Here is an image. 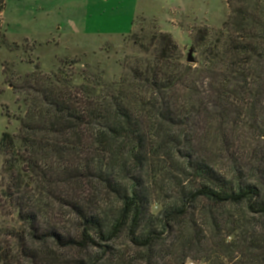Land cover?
<instances>
[{"label": "trees", "instance_id": "16d2710c", "mask_svg": "<svg viewBox=\"0 0 264 264\" xmlns=\"http://www.w3.org/2000/svg\"><path fill=\"white\" fill-rule=\"evenodd\" d=\"M228 4L197 67L142 31L118 78L67 60L9 82L0 264H264V0Z\"/></svg>", "mask_w": 264, "mask_h": 264}, {"label": "rangeland", "instance_id": "374dc122", "mask_svg": "<svg viewBox=\"0 0 264 264\" xmlns=\"http://www.w3.org/2000/svg\"><path fill=\"white\" fill-rule=\"evenodd\" d=\"M228 5V0H7L0 15L6 31L0 49V136L20 125L22 96L14 94L10 81L18 85L36 68L51 73L67 60L80 62L76 72L94 65L118 78L125 56L140 51L130 37L142 31L170 34L182 63L197 67L204 43L227 35ZM142 43L151 46L150 39Z\"/></svg>", "mask_w": 264, "mask_h": 264}, {"label": "water", "instance_id": "95a60500", "mask_svg": "<svg viewBox=\"0 0 264 264\" xmlns=\"http://www.w3.org/2000/svg\"><path fill=\"white\" fill-rule=\"evenodd\" d=\"M191 56H192V53H190V56L188 57V61H189L190 63H193L195 60H194L193 58H191Z\"/></svg>", "mask_w": 264, "mask_h": 264}]
</instances>
